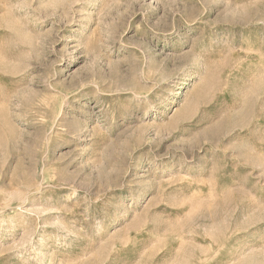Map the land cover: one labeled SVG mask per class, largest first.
I'll return each instance as SVG.
<instances>
[{"label":"rangeland","instance_id":"1","mask_svg":"<svg viewBox=\"0 0 264 264\" xmlns=\"http://www.w3.org/2000/svg\"><path fill=\"white\" fill-rule=\"evenodd\" d=\"M0 264H264V0H0Z\"/></svg>","mask_w":264,"mask_h":264}]
</instances>
